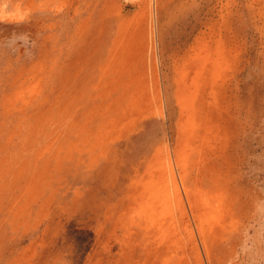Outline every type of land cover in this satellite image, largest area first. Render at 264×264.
Here are the masks:
<instances>
[{
    "label": "rangeland",
    "instance_id": "obj_1",
    "mask_svg": "<svg viewBox=\"0 0 264 264\" xmlns=\"http://www.w3.org/2000/svg\"><path fill=\"white\" fill-rule=\"evenodd\" d=\"M0 264H264V0H0Z\"/></svg>",
    "mask_w": 264,
    "mask_h": 264
},
{
    "label": "bare ground",
    "instance_id": "obj_2",
    "mask_svg": "<svg viewBox=\"0 0 264 264\" xmlns=\"http://www.w3.org/2000/svg\"><path fill=\"white\" fill-rule=\"evenodd\" d=\"M185 102V101H184Z\"/></svg>",
    "mask_w": 264,
    "mask_h": 264
}]
</instances>
